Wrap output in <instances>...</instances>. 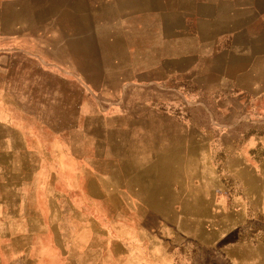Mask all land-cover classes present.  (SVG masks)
<instances>
[{"label":"rangeland","instance_id":"obj_1","mask_svg":"<svg viewBox=\"0 0 264 264\" xmlns=\"http://www.w3.org/2000/svg\"><path fill=\"white\" fill-rule=\"evenodd\" d=\"M34 1L0 0V94L32 151L0 162V264H264V32H228L264 0H208L213 24L182 34L167 1L164 42L143 35L166 53L140 74L158 89L101 112L25 57L29 36L14 55Z\"/></svg>","mask_w":264,"mask_h":264},{"label":"crops","instance_id":"obj_2","mask_svg":"<svg viewBox=\"0 0 264 264\" xmlns=\"http://www.w3.org/2000/svg\"><path fill=\"white\" fill-rule=\"evenodd\" d=\"M167 1L170 0H35L36 8L39 9L36 16L26 23L15 19L13 31L9 32V28L8 35L17 42L14 44V55L16 51L22 50L21 47L17 48L19 40L29 36L34 52L24 51L25 57L38 63L39 68L46 73L64 78L67 84L72 82L75 87L82 89L83 97L97 94L100 103L97 110L101 112L100 107L103 108L105 103L119 107L130 93L140 96L145 95L149 88L158 89V81L154 82L153 78H144L140 74L149 71L150 57L165 58L166 53L164 50L151 49L148 39L144 41L143 35L156 33L154 37L158 40L161 33L164 42ZM173 1L176 4L175 11H179L175 12L178 20L173 23L174 32L191 33V23H198L199 18L210 24L215 21L214 8L217 5L213 1H205L210 14L203 16L198 14V0ZM252 8L250 11L243 8L250 13L249 19L244 22L238 15L236 23L228 32L235 36L245 33L251 21L262 25L264 32L261 2ZM259 30L262 32L261 28ZM176 56L181 57L182 53ZM165 65L163 59L162 67ZM95 71L101 74L96 82L91 79ZM129 73L135 75L128 76ZM78 106L85 118L83 101ZM20 128L16 114L10 111L0 94V162L5 163V167L14 161L12 154L32 153L24 145L26 142L22 137L25 133ZM33 161L24 156L22 164L15 163L24 169L36 168L37 162Z\"/></svg>","mask_w":264,"mask_h":264}]
</instances>
